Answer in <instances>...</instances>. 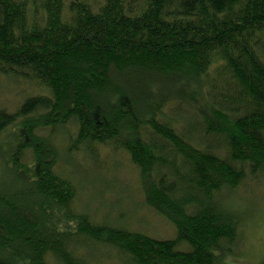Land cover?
Returning a JSON list of instances; mask_svg holds the SVG:
<instances>
[{
    "label": "trees",
    "instance_id": "16d2710c",
    "mask_svg": "<svg viewBox=\"0 0 264 264\" xmlns=\"http://www.w3.org/2000/svg\"><path fill=\"white\" fill-rule=\"evenodd\" d=\"M0 77L29 89L0 103V264H224L240 220L218 195L264 179V0H0ZM181 85L198 115L165 100ZM103 149L176 237L79 205L72 156Z\"/></svg>",
    "mask_w": 264,
    "mask_h": 264
},
{
    "label": "rangeland",
    "instance_id": "374dc122",
    "mask_svg": "<svg viewBox=\"0 0 264 264\" xmlns=\"http://www.w3.org/2000/svg\"><path fill=\"white\" fill-rule=\"evenodd\" d=\"M27 86H15L0 77V103L13 108L29 90ZM189 87L190 85H181L172 92L165 93L164 98L180 99L190 111L198 115V108H201L198 105L200 97L194 88ZM185 91L191 94V100L181 97ZM72 157L77 165L85 169L82 176H77L79 187L81 186L79 205L90 216H94L96 222L104 220L109 225L142 232L157 239L176 237V228L171 221L147 206L138 170L124 152L103 149L95 163H91L82 153ZM220 194L218 197H221L222 202L219 203L233 209L240 220L237 240L232 252L225 257L224 264H261L264 261V179L247 176L236 188ZM92 255L97 257L96 253ZM111 260L103 259V264H117V261ZM99 261L102 260L98 259L96 262Z\"/></svg>",
    "mask_w": 264,
    "mask_h": 264
}]
</instances>
